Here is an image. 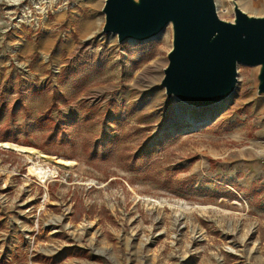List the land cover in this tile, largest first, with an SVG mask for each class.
Returning <instances> with one entry per match:
<instances>
[{
	"label": "rangeland",
	"instance_id": "obj_1",
	"mask_svg": "<svg viewBox=\"0 0 264 264\" xmlns=\"http://www.w3.org/2000/svg\"><path fill=\"white\" fill-rule=\"evenodd\" d=\"M103 3L0 0V143L40 152L0 144V185L40 227L32 250L5 233L0 264H264L261 64L237 62L226 97L186 103L160 84L171 22L119 41ZM29 157L58 175L40 181Z\"/></svg>",
	"mask_w": 264,
	"mask_h": 264
},
{
	"label": "water",
	"instance_id": "obj_2",
	"mask_svg": "<svg viewBox=\"0 0 264 264\" xmlns=\"http://www.w3.org/2000/svg\"><path fill=\"white\" fill-rule=\"evenodd\" d=\"M103 31L117 39H144L172 24L160 84L194 105L226 97L236 83V63L261 64L258 89L264 91V14L248 15L236 3L233 19L220 17L214 0H104Z\"/></svg>",
	"mask_w": 264,
	"mask_h": 264
},
{
	"label": "built area",
	"instance_id": "obj_3",
	"mask_svg": "<svg viewBox=\"0 0 264 264\" xmlns=\"http://www.w3.org/2000/svg\"><path fill=\"white\" fill-rule=\"evenodd\" d=\"M214 4H215L216 12L219 16H220V12L233 14V10L231 9V7H229L227 5L226 0H214ZM1 145H3V144H1ZM3 146H5V145H3ZM6 147H9V146H6ZM11 148H13V147H11ZM13 149H15V148H13ZM29 160L31 161V163H35L36 165L41 166V165H39V163H37L33 159H31V157L29 158ZM47 168H49V167H47ZM0 172H2V174H6L7 169L4 167H0ZM27 172L30 173L28 169H27ZM27 172H26V174H28ZM30 174L35 176L40 181H42L37 174H35V173H30ZM23 175L26 176L25 174H23ZM28 178L31 179L30 177H28ZM26 203H27L26 199H17V198H16L15 203H11L9 201L8 187L6 185V182L4 181L0 185V212L8 211L9 209H12L10 211H12L14 214L17 215V218H15L13 222H10L11 225L7 226L5 223L6 228H1V226H0V233H1L0 234V261H2V260L9 261V259L12 258L11 257L12 247L9 245L8 237L6 236L7 234H5V233L11 234L10 238H14L15 241H16V239L20 240V238L17 235L14 236V234H20L21 238H22L21 242L24 241L25 243H28L27 245L30 248L29 250H32V248H33L32 245L37 239V235L39 233L40 227H39V223H38V217L35 214H34V216H32V213L30 214L31 218L29 219V222L27 224L25 223V220L23 218L28 216L25 213H28L27 210L29 209V207L28 208H26V206L22 207V205H24ZM10 205H12V207H10ZM2 216H4V215H2ZM5 238H7V239H5Z\"/></svg>",
	"mask_w": 264,
	"mask_h": 264
},
{
	"label": "bare ground",
	"instance_id": "obj_4",
	"mask_svg": "<svg viewBox=\"0 0 264 264\" xmlns=\"http://www.w3.org/2000/svg\"><path fill=\"white\" fill-rule=\"evenodd\" d=\"M8 1L17 2L18 0H8ZM235 3L239 6V4H238V2L236 0H235ZM1 144L5 145V146H11V147H13V148H15L17 150H20V151H27L28 153H37V154L39 153L40 154L39 151H37V150H35L34 148H31V147H25V146H21V145H17V144H14V143H9V142H3ZM41 154L45 156V154H43V153H41ZM54 159H55V161H59V162L64 163V164L65 163L66 164H69V163L72 164L73 163L72 161H70L68 159H64V158L55 157ZM29 166H28L29 172L37 174L39 176V178L42 181H44V182L47 179L54 180L55 179L54 177H56L58 175V171L53 169V168H47V167H43V166H38L35 163H30ZM56 230L57 229H53L52 231H56Z\"/></svg>",
	"mask_w": 264,
	"mask_h": 264
}]
</instances>
